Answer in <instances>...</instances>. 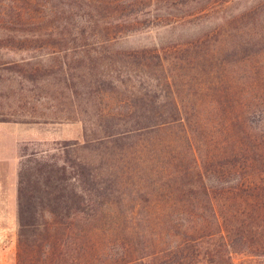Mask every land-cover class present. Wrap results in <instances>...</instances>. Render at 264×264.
<instances>
[{
    "label": "trees",
    "instance_id": "16d2710c",
    "mask_svg": "<svg viewBox=\"0 0 264 264\" xmlns=\"http://www.w3.org/2000/svg\"><path fill=\"white\" fill-rule=\"evenodd\" d=\"M232 1L0 0V49L42 51L58 58L56 53L67 55L80 48L81 66L88 70L85 104L91 102L85 110L86 123L90 129L102 130L93 136L86 133L83 140L57 141L51 149L21 151L16 264H236V254L257 259L248 264H264V86L257 85L264 81V17L254 15L253 6L230 9ZM197 18L211 21L188 39L161 48L115 51L124 61L166 68L172 59L162 50L168 49L190 69L193 61L219 56L222 50L242 52L232 71L242 77L249 95L239 143L232 142L228 161L211 169L214 179L209 182L188 134L194 166L178 174L163 170L161 176L170 192H178L179 201H190L170 205L187 210L125 216L129 224L119 231L123 233L108 227L113 238L106 240L109 234L104 233L107 238L97 243L93 221L108 206L107 194L115 193L120 178L105 159L117 148H129L134 134L183 120L181 116L152 119L153 99L142 108L139 101L145 91L131 90L119 79L97 73L101 57L108 56L109 43L125 33ZM78 40L82 43L74 44ZM40 58L34 53L19 59L0 56V69L14 75L9 81L46 79L58 71L74 84L73 65L59 60L54 70L51 62ZM118 87L122 89L116 91L120 97L115 105H101L103 89ZM171 110L181 114L178 100H172ZM0 120L23 119L0 116ZM181 123L187 135L189 128ZM91 147L96 151L83 152ZM150 199L145 198L146 205Z\"/></svg>",
    "mask_w": 264,
    "mask_h": 264
},
{
    "label": "rangeland",
    "instance_id": "374dc122",
    "mask_svg": "<svg viewBox=\"0 0 264 264\" xmlns=\"http://www.w3.org/2000/svg\"><path fill=\"white\" fill-rule=\"evenodd\" d=\"M247 6L254 7V15L257 12L260 17H264V0H233L229 8L235 10ZM210 21L197 18L184 24H155L130 31L110 42L108 51L105 52L108 56L101 57L102 62L97 73L106 78L119 79L131 90L145 91L146 94H142L139 101L142 108L145 105L149 107V98L153 99L154 107L150 109L155 115L152 119L163 121L181 116L183 120H173L136 133L130 138L133 143L129 148L123 151L117 148L115 154L110 152L113 154L105 159V162L113 165L120 178L119 184L115 186V193L107 194L108 206L98 212L93 221L97 226V234L91 235L97 243L107 238L104 233L109 234L108 227L114 226L115 232L123 233L119 231H123L129 224V220L124 221L125 216L187 210L177 206L183 202L190 204V201H179L178 192H170L171 188L162 183L161 176L165 174L163 170L178 174L194 166L193 154L188 146V134L191 135L195 149L202 159L203 168L207 172L206 180L209 182L214 179L211 169L228 161L232 142L236 140V146L239 143V128L243 123L247 108L245 103L249 95L242 77L232 75V71L237 68V59L243 55L242 52L232 54L222 50L219 56L193 61L194 67L190 69L183 62H177L173 57L175 52L168 49H161L162 55L172 59L166 68L141 66L132 59L124 61L115 51L153 45L161 48L168 43L182 41L200 33L208 27L206 25ZM79 43L82 41L78 40L74 44ZM80 51L79 48L68 51L67 55L56 53L58 58H55L42 51L0 49V56L15 59L34 53L36 57L51 62L54 70L57 69L55 63L59 60L74 66L71 70L74 84L64 73L58 71H53L46 79L9 81V77L14 75L6 69H0V116L23 119L0 121H14L23 125L18 133L30 137L21 141L20 152L51 149L57 145V141L83 140L86 133L93 136L102 132L100 129H90V125L86 123L88 115L85 110L91 102L85 104L88 70L81 66ZM257 85L264 86V81L257 82ZM120 89L122 88L103 89L105 94L101 105H115V100L120 97L116 91ZM248 89L257 90L255 87ZM173 99L178 100L181 105L180 115L171 110ZM81 101L82 105L79 106ZM257 115L259 114H255L256 118ZM184 121L185 127L189 128L187 135L184 134L181 123ZM89 151L96 150L91 147L83 152ZM157 185L162 187L158 188ZM149 197V204H156L146 205L145 198ZM84 228L91 229L86 226ZM17 229V216L15 222L10 216L7 218L6 233L2 232L1 225L0 264H16ZM110 238L113 237L109 234L106 240ZM256 260L243 254L235 255L236 264H248Z\"/></svg>",
    "mask_w": 264,
    "mask_h": 264
},
{
    "label": "crops",
    "instance_id": "0c3cea01",
    "mask_svg": "<svg viewBox=\"0 0 264 264\" xmlns=\"http://www.w3.org/2000/svg\"><path fill=\"white\" fill-rule=\"evenodd\" d=\"M23 125L12 121H0V233H6L7 218L17 216V178L20 143L30 137L19 134Z\"/></svg>",
    "mask_w": 264,
    "mask_h": 264
}]
</instances>
